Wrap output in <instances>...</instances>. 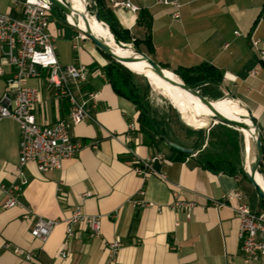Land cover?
Here are the masks:
<instances>
[{
  "label": "crops",
  "instance_id": "0c3cea01",
  "mask_svg": "<svg viewBox=\"0 0 264 264\" xmlns=\"http://www.w3.org/2000/svg\"><path fill=\"white\" fill-rule=\"evenodd\" d=\"M17 1L0 0V12L19 17L22 0ZM115 1L138 7L133 12L104 0L132 40L143 41L150 33L152 51L142 42L139 48L155 62L172 72L201 63L219 70L221 91L249 109L264 144V59L256 51L264 50V0H177V19L172 16L175 7L158 5L156 0ZM140 11L151 16L149 32L137 21ZM49 30L59 64L89 68L83 90L93 93L95 100L86 104L91 118L70 130L81 144L79 152L50 171L39 172L34 163H27L17 174L21 132L14 120L0 119V183L16 186L20 202L4 208L6 194L0 189V264H242L238 219L230 207L216 208L211 202L233 190H239L245 201L244 189L252 187L248 180L206 170L194 155L178 160L164 143L157 148L147 145L136 131L135 105L114 92L101 70L106 57L94 45L87 49L91 55L73 57L78 45L74 49L77 43L72 39L78 31L69 23L51 18ZM254 39L259 40L255 47ZM0 67L1 96L11 67L4 59ZM253 70L257 73L251 74ZM27 84L40 90L34 110L38 123L49 125L67 116V102L52 98L45 74ZM131 124L133 130L128 128ZM156 155L160 158L151 162L152 174L136 173L137 160ZM175 185L180 186V198L193 203L187 219L184 211L171 206ZM141 200L153 206L133 205ZM248 206L261 210V202L257 209ZM78 210L100 217L98 235L92 236L83 222L70 226L61 222L45 241L32 236L36 217L62 220ZM69 230L73 235L68 236ZM114 241L120 245L112 253ZM17 249L20 253H15ZM61 251L67 257H61ZM255 264H264V256Z\"/></svg>",
  "mask_w": 264,
  "mask_h": 264
},
{
  "label": "built area",
  "instance_id": "2783aa9c",
  "mask_svg": "<svg viewBox=\"0 0 264 264\" xmlns=\"http://www.w3.org/2000/svg\"><path fill=\"white\" fill-rule=\"evenodd\" d=\"M17 3V0H12ZM113 7L123 6L135 12L138 7L129 1L110 0ZM21 15L10 17L0 12V59H4L11 67L5 79V87L0 96V119L14 120L20 133L19 159L16 172L21 175V169L27 163H34L39 172L50 171L62 167L65 160L73 158L79 152L81 144L74 141L70 130L73 125L90 119L86 104L95 100V95L83 90V84L89 75V68L83 64L61 65L55 55L54 36L49 30L52 5L47 0H22ZM158 5H172L176 11L172 14L174 19L179 17L177 0H156ZM238 34V32H235ZM87 39L82 33L77 32L74 39ZM258 39L253 40L254 47ZM77 49V44H73ZM261 59H264V50L256 49ZM4 70L0 67V74ZM257 73L253 70L251 74ZM43 74L46 76L52 98L57 101L65 100L68 104V114L52 124L45 125L37 122L34 110L40 102V90L29 86V79H37ZM134 129V125H129ZM96 148V144L92 145ZM160 158V155L137 160L136 173L148 177L153 173L151 162ZM160 177L163 178L162 175ZM20 184L24 186L26 180L21 178ZM0 189L5 192L4 208L20 206L17 196V187H5L0 183ZM180 186L175 185L172 193L173 208L184 211L186 219L190 217L193 203L184 201L179 196ZM143 194V191H140ZM84 196H89L85 193ZM212 206L219 208L228 206L238 219V238L242 254V264H255L264 256V211L252 210L244 201V196L239 190L224 192L220 200L211 202ZM134 206L148 207L152 203L144 200L134 201ZM24 219L28 214L23 215ZM63 222L70 226L83 222L90 234L98 235L100 231V217L83 215L78 211L62 220L36 217L33 220L31 234L33 237L45 241L52 229ZM73 235L71 230L68 236ZM119 242L110 243L112 253H115ZM15 253H20L17 249ZM31 258V255H27ZM61 257H67L61 251Z\"/></svg>",
  "mask_w": 264,
  "mask_h": 264
},
{
  "label": "trees",
  "instance_id": "16d2710c",
  "mask_svg": "<svg viewBox=\"0 0 264 264\" xmlns=\"http://www.w3.org/2000/svg\"><path fill=\"white\" fill-rule=\"evenodd\" d=\"M56 10L58 16L62 17L64 22L67 23L65 16L52 6L51 13ZM89 21L95 23L93 15L98 13L99 18L104 22L110 31L122 42L129 43L135 48H139L142 42L146 49L151 52L152 44L149 34L143 41L132 40L127 29L123 28L117 21L113 11L106 6L104 0H88ZM151 16L144 11H140L137 21L143 24L147 31H150ZM140 50V48H139ZM107 62L101 67L108 82L113 88L114 92L121 97L126 98L132 102L137 110L135 119L136 131L140 132L143 141L150 147L157 148L159 144L166 142L164 138L178 144L180 146L191 149V153L181 152L173 147L168 146L176 159L181 160L184 157L194 155L195 160L204 169L213 173L222 172L229 175H242L244 178L243 165L245 164V146L243 135L240 131L229 127L221 122L215 123L213 126L208 127L207 137L202 135V129H188L189 134H195L197 137L195 141L188 147L180 144L169 135V129L165 119H159L154 110H152L147 100V84L143 85L138 83L137 79L144 77L134 74L128 66H123L110 57L106 56ZM163 66V65H162ZM165 67V66H163ZM166 68V67H165ZM175 74L190 87H194L204 96L210 100L224 98V93L220 89L221 73L213 65L201 63L199 65L182 67L179 66L173 70ZM175 115L181 123L187 124L185 120L180 119L175 108H173ZM188 126H190L188 124ZM262 140V138H261ZM263 156L259 166V173L264 178V144ZM261 210L264 211V202L260 199Z\"/></svg>",
  "mask_w": 264,
  "mask_h": 264
},
{
  "label": "water",
  "instance_id": "95a60500",
  "mask_svg": "<svg viewBox=\"0 0 264 264\" xmlns=\"http://www.w3.org/2000/svg\"><path fill=\"white\" fill-rule=\"evenodd\" d=\"M54 8H56L58 11H60L64 16L66 21L67 15L70 13L72 16H81L83 23L85 24V29L79 28L77 25L71 24L78 32L82 33L90 42L93 43V45L99 49V51L106 56L110 57L112 60L116 61L117 63L126 66V63H139V62H145L152 72H154L158 77H160L162 80H164L166 83L171 85L174 88H177L181 91H184L193 97H195L199 102H201L207 110L212 112V114L209 116V122L206 127H199V129L205 128L208 129V127L213 126L217 122H221L222 124H225L229 127H233L234 129L240 131L243 135L244 139V145H245V163H248V169L246 170L245 166L243 165V172L248 180V182L252 185L255 192L259 196V198L264 202V189L261 187L260 183L258 182V175H260L258 169L260 166V163L262 161L263 156V145L261 140V132L256 125L255 119L249 109H247L246 106H244L242 103L238 102V106L241 109H244L246 114L244 116H241L239 120L234 118L227 117L221 113V110H219L216 105L212 102V100L208 99L206 96H204L202 93H200L197 89H194V87H190L187 85L177 74L174 72L168 70L167 68L163 67L161 64L155 62L152 60V58L146 54L145 52L139 50V48L132 47V45L127 44L122 41H120L108 28L110 31V35H112L114 46L111 45L108 41L102 39L101 37L97 36L96 33L92 30L90 24L88 23V0L84 1V10L83 12L78 11L73 5L72 1L70 0H47ZM94 19L96 22L104 24L99 18L98 13L94 14ZM74 20L76 21L75 17ZM116 47H119L123 50L130 49L132 51V55L124 56L120 54ZM138 74H141L139 72H136ZM144 75V74H142ZM145 76V75H144ZM178 116L181 119V112L176 109ZM247 131L248 133H251L252 139H250L251 142V149L246 148V137L244 132ZM164 141L166 144L170 147H173L181 152L190 154L192 151L189 148L180 146L178 144H175L169 139L164 138ZM262 176V175H261ZM262 178V177H261Z\"/></svg>",
  "mask_w": 264,
  "mask_h": 264
},
{
  "label": "rangeland",
  "instance_id": "374dc122",
  "mask_svg": "<svg viewBox=\"0 0 264 264\" xmlns=\"http://www.w3.org/2000/svg\"><path fill=\"white\" fill-rule=\"evenodd\" d=\"M77 18V15L74 16ZM51 18L52 19H57L58 23H62L65 25L66 23H63L61 20H59L58 14L56 10L54 9L53 12L51 13ZM68 23V22H67ZM70 24V23H69ZM75 29V28H74ZM77 43L78 45V50L77 52L74 51L73 57H78L81 53L82 54H87L91 55L90 52L87 50L88 47L93 46V43L87 40V42H84L79 39H72V44ZM54 47H55V42H54ZM133 47V46H132ZM129 67V66H128ZM134 74L140 75L144 77V80L141 78H138L137 81L138 83H142L143 85L147 84V100L152 108L154 110L155 115L159 119H165L167 123V128L169 129V135L177 140L180 144H183L185 146L191 145L194 141L197 135L195 134H189V127L197 129L195 127L200 126V127H206L208 125L209 119L206 118L205 116L201 114H197L193 112L191 109L183 110L182 111V119L186 121L187 124L181 123L177 116L174 113L173 108L177 109L175 107V100L173 97V92L169 93L164 91L163 89L157 87L156 85L152 84L151 81L148 79L147 76H144L142 74H138L135 69L129 67ZM140 73V72H139ZM224 98L212 100V102H221L224 100L227 95H224ZM172 97V99L170 98ZM185 104V100H184ZM188 124L190 126H188ZM208 130L204 128V133L202 135H205L207 137V132ZM245 146V145H244ZM260 175H262L260 173ZM262 180L264 181L263 175L261 176ZM247 189L245 188V201L254 209H257L260 207V198L255 192L254 188H252L250 185L246 186Z\"/></svg>",
  "mask_w": 264,
  "mask_h": 264
},
{
  "label": "bare ground",
  "instance_id": "6f19581e",
  "mask_svg": "<svg viewBox=\"0 0 264 264\" xmlns=\"http://www.w3.org/2000/svg\"><path fill=\"white\" fill-rule=\"evenodd\" d=\"M73 6L78 9V11L83 12L84 10V1L83 0H71ZM94 18V15H93ZM67 20L69 21V23L77 25L79 28L81 29H85V24L83 23V20L81 18V16H77L76 21L74 20V17L72 16V14H68L67 15ZM95 20V19H94ZM92 28V30L94 31V33L97 34V36L101 37L102 39L108 41L111 45L114 46V41L112 38V35H110V31L108 30V27L105 24H101L95 21V23L92 22H88ZM101 28V29H100ZM103 31L104 35L101 36L100 33H98V31ZM118 52L124 56H129L132 55V51L130 49L127 50H123L119 47H116ZM126 66H129L133 69H135L136 71L140 72L141 74H144L145 76L148 77V79L151 81L152 84L156 85L157 87L163 89L166 92L172 93L174 100H175V107L181 112L183 110H187V109H191L193 112L197 113V114H201L203 116H205L206 118L209 119V116L212 114L211 111H209V109L207 110V108L201 103L199 102L195 97H193L192 95L181 91L177 88L172 87L171 85H169L168 83H166L164 80H162L160 77H158L154 72H152V70L150 69V67L145 63V62H139V63H126ZM172 99V97H170ZM173 100V99H172ZM184 100L188 101L189 107L188 105H186V107L184 106ZM216 107L221 110V113L227 117L230 118H234L239 120L241 116H244L246 114V112L244 111V109H241L238 106V102L226 97L224 100H222L221 102H213ZM182 117V115H181ZM200 126H197L195 128H199ZM245 137H246V148L247 149H251L252 145L250 142V139H252L251 133H248L247 131L244 132ZM246 155V152H245ZM246 166V170L248 169V163H245ZM259 179L258 182L260 183L261 187L264 189V181L261 178V175L257 176Z\"/></svg>",
  "mask_w": 264,
  "mask_h": 264
}]
</instances>
